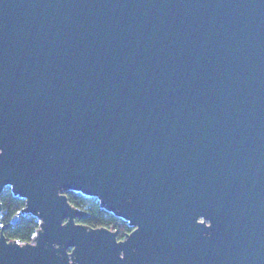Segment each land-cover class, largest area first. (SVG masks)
<instances>
[{
	"label": "water",
	"instance_id": "obj_1",
	"mask_svg": "<svg viewBox=\"0 0 264 264\" xmlns=\"http://www.w3.org/2000/svg\"><path fill=\"white\" fill-rule=\"evenodd\" d=\"M6 186L0 264H264V0H0Z\"/></svg>",
	"mask_w": 264,
	"mask_h": 264
},
{
	"label": "trees",
	"instance_id": "obj_2",
	"mask_svg": "<svg viewBox=\"0 0 264 264\" xmlns=\"http://www.w3.org/2000/svg\"><path fill=\"white\" fill-rule=\"evenodd\" d=\"M67 195L72 204L88 212L87 216L78 218V221L92 226L118 229L120 236L132 229L127 220L103 207L96 196L76 190H68ZM1 201L3 206L1 221L6 224L5 235L22 243L31 241L40 227V219L32 213L25 212L20 213L19 218L13 221L14 216L25 206V198L15 194L10 186H6L1 194Z\"/></svg>",
	"mask_w": 264,
	"mask_h": 264
},
{
	"label": "flooded vegetation",
	"instance_id": "obj_3",
	"mask_svg": "<svg viewBox=\"0 0 264 264\" xmlns=\"http://www.w3.org/2000/svg\"><path fill=\"white\" fill-rule=\"evenodd\" d=\"M77 221H78V219H77ZM78 222H81V221H78ZM83 223V222H82ZM84 224H86V223H84ZM87 225H89V224H87ZM89 226H91V227H98V226H92V225H89ZM131 226V225H130ZM105 227H108V226H105ZM132 227V226H131ZM108 228H110V229H113V230H116L117 231V233H118V239H123V238H125L126 237V235L129 233V232H131L132 231V229L131 230H129V231H125V233H124V235L123 236H120L119 235V231H118V229H115V228H112V227H108Z\"/></svg>",
	"mask_w": 264,
	"mask_h": 264
},
{
	"label": "built area",
	"instance_id": "obj_4",
	"mask_svg": "<svg viewBox=\"0 0 264 264\" xmlns=\"http://www.w3.org/2000/svg\"><path fill=\"white\" fill-rule=\"evenodd\" d=\"M1 216H2V212L0 213V218H1Z\"/></svg>",
	"mask_w": 264,
	"mask_h": 264
}]
</instances>
